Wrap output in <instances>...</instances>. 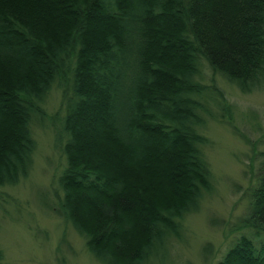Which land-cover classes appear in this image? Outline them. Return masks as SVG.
Here are the masks:
<instances>
[{
    "label": "trees",
    "instance_id": "1",
    "mask_svg": "<svg viewBox=\"0 0 264 264\" xmlns=\"http://www.w3.org/2000/svg\"><path fill=\"white\" fill-rule=\"evenodd\" d=\"M217 75L243 93L264 84V0H0V188L29 175L31 124L56 86V214L100 264L162 263L213 188L206 122L240 135ZM257 157L216 264H264Z\"/></svg>",
    "mask_w": 264,
    "mask_h": 264
},
{
    "label": "rangeland",
    "instance_id": "2",
    "mask_svg": "<svg viewBox=\"0 0 264 264\" xmlns=\"http://www.w3.org/2000/svg\"><path fill=\"white\" fill-rule=\"evenodd\" d=\"M211 77L205 69V81ZM215 79L233 105L240 135L222 122H206L202 132L211 140L205 154L213 188L198 210L184 217L181 241L169 248L162 263L153 264H216L241 234L230 230L246 212L245 190L254 179L257 154L264 151V84L243 93L218 75ZM43 112V118L31 124L36 148L29 175L0 188L2 263L100 264L87 252L83 238L56 214L62 197L57 180L65 167L61 142L55 140L63 115L56 86L47 95Z\"/></svg>",
    "mask_w": 264,
    "mask_h": 264
}]
</instances>
